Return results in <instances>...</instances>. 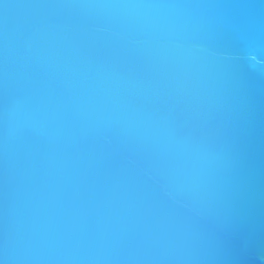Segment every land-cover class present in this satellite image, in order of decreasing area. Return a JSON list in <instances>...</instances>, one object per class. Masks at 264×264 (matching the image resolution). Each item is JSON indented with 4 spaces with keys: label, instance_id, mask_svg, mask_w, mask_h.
<instances>
[{
    "label": "water",
    "instance_id": "obj_1",
    "mask_svg": "<svg viewBox=\"0 0 264 264\" xmlns=\"http://www.w3.org/2000/svg\"><path fill=\"white\" fill-rule=\"evenodd\" d=\"M0 264H264V0H0Z\"/></svg>",
    "mask_w": 264,
    "mask_h": 264
}]
</instances>
